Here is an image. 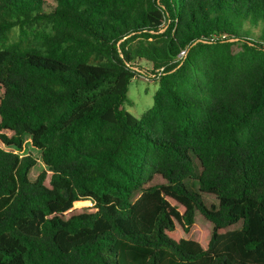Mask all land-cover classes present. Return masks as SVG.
<instances>
[{
	"label": "trees",
	"instance_id": "trees-1",
	"mask_svg": "<svg viewBox=\"0 0 264 264\" xmlns=\"http://www.w3.org/2000/svg\"><path fill=\"white\" fill-rule=\"evenodd\" d=\"M0 87V264H264V0H0Z\"/></svg>",
	"mask_w": 264,
	"mask_h": 264
},
{
	"label": "rangeland",
	"instance_id": "rangeland-1",
	"mask_svg": "<svg viewBox=\"0 0 264 264\" xmlns=\"http://www.w3.org/2000/svg\"><path fill=\"white\" fill-rule=\"evenodd\" d=\"M144 66L149 67L147 64ZM149 77H146L145 75H136L128 85L127 99L124 102V108L137 118H139L142 113L153 104V95L158 87L156 80L153 79V77ZM2 91L3 90L0 87V96ZM27 149H29V152L33 156L37 158L39 157V152L36 149ZM41 167L42 165H36L31 171L30 177L34 178L41 170Z\"/></svg>",
	"mask_w": 264,
	"mask_h": 264
},
{
	"label": "built area",
	"instance_id": "built-area-1",
	"mask_svg": "<svg viewBox=\"0 0 264 264\" xmlns=\"http://www.w3.org/2000/svg\"><path fill=\"white\" fill-rule=\"evenodd\" d=\"M184 50H181L180 53H179V56H183L184 55Z\"/></svg>",
	"mask_w": 264,
	"mask_h": 264
}]
</instances>
